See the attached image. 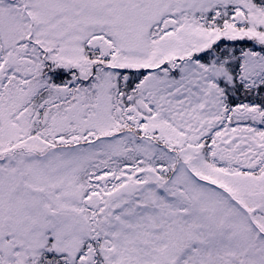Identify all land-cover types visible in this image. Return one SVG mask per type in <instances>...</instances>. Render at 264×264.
<instances>
[{
	"label": "snow or ice",
	"instance_id": "snow-or-ice-1",
	"mask_svg": "<svg viewBox=\"0 0 264 264\" xmlns=\"http://www.w3.org/2000/svg\"><path fill=\"white\" fill-rule=\"evenodd\" d=\"M0 264H264V0H0Z\"/></svg>",
	"mask_w": 264,
	"mask_h": 264
}]
</instances>
